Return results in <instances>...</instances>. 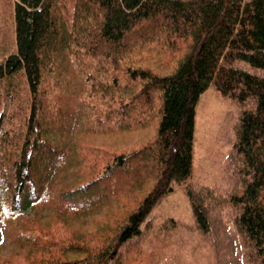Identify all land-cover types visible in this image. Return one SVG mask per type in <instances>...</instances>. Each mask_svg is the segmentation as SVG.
I'll list each match as a JSON object with an SVG mask.
<instances>
[{
  "label": "trees",
  "instance_id": "trees-1",
  "mask_svg": "<svg viewBox=\"0 0 264 264\" xmlns=\"http://www.w3.org/2000/svg\"><path fill=\"white\" fill-rule=\"evenodd\" d=\"M9 3L14 49L0 59V229L2 217L15 218L10 237L34 246L27 235L32 221L20 219L37 202L58 205L59 215L88 213L149 186L116 237L91 250L102 235H76L64 250L85 251L86 258L47 262L112 264L120 246L141 234L156 203L191 177L195 108L213 86L249 103L233 144L240 185L225 200L238 211L234 224L251 256L264 259V74L256 72L264 71V0H73L71 13L66 0ZM131 33L136 37L126 38ZM149 51L157 60L142 62ZM95 103L105 107L104 118ZM149 121H157L149 142L127 153L100 151L102 172L58 189V172L83 162L80 133ZM187 196L198 228L207 232V206L190 187Z\"/></svg>",
  "mask_w": 264,
  "mask_h": 264
},
{
  "label": "rangeland",
  "instance_id": "rangeland-1",
  "mask_svg": "<svg viewBox=\"0 0 264 264\" xmlns=\"http://www.w3.org/2000/svg\"><path fill=\"white\" fill-rule=\"evenodd\" d=\"M9 1L0 0V59L14 49L12 6ZM72 1L66 0L68 13H71ZM161 27L158 24L156 30ZM135 37L132 33L126 35V38ZM151 58L157 60L158 56L154 57V53L149 51L143 55L142 62L148 63ZM161 64H165L161 67L163 73L170 71L169 65ZM239 65L249 69L244 63ZM256 72L264 74L261 70ZM53 92L54 95L59 94ZM248 106L249 103L243 105L234 98L222 95L213 86L199 96L195 108L191 177L182 183H175L173 192L156 203L141 225V234L120 246L112 264H264V259L251 256L252 249L234 224L238 211L225 200L227 194L240 185L241 174L232 159L233 144L239 116ZM94 107L98 112L95 114L104 118L105 107H99V103H95ZM52 110L54 108L49 110L51 116L54 115ZM136 110L140 112L142 108L137 107ZM91 118L92 122L98 120L95 115ZM156 124L157 121H153L124 130L113 126L107 133H80L77 143L78 152L82 148L79 154L83 162L76 168L58 172V189H65L66 185L74 182L83 183L102 172L106 157L100 151L127 153L149 142L155 135ZM94 149L98 152L93 153ZM45 164L47 161L41 164L42 168ZM189 187L202 197L207 206L210 225L207 232L197 227L187 196ZM149 189L145 186L141 191L115 198L88 213L59 215L58 205L50 207L43 201L37 202L20 219L28 223L32 221L31 225L27 224L30 228L27 235L33 237L34 246L21 247V243L10 237L8 232L10 227H14L16 219L2 217L0 264H47L51 259L60 263L83 260L87 256L85 251H66L65 245L73 244L76 238L81 237L76 235L92 234L94 231L102 238L92 236L91 250L94 249L92 245H99L114 235L116 237L128 214ZM60 209L63 213L70 212H64L62 207Z\"/></svg>",
  "mask_w": 264,
  "mask_h": 264
}]
</instances>
